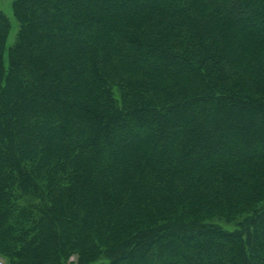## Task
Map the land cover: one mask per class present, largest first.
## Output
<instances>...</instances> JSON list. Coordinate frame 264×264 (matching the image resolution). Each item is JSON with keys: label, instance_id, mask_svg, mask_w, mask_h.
<instances>
[{"label": "trees", "instance_id": "1", "mask_svg": "<svg viewBox=\"0 0 264 264\" xmlns=\"http://www.w3.org/2000/svg\"><path fill=\"white\" fill-rule=\"evenodd\" d=\"M12 11L2 264H264V0Z\"/></svg>", "mask_w": 264, "mask_h": 264}, {"label": "rangeland", "instance_id": "2", "mask_svg": "<svg viewBox=\"0 0 264 264\" xmlns=\"http://www.w3.org/2000/svg\"><path fill=\"white\" fill-rule=\"evenodd\" d=\"M14 0H0V12L3 13L10 22L9 33L7 36L6 46L10 47L14 44L18 24L16 19L14 18L13 11H12V3ZM70 262H75L74 258L70 259ZM0 264H2V260L0 259Z\"/></svg>", "mask_w": 264, "mask_h": 264}]
</instances>
